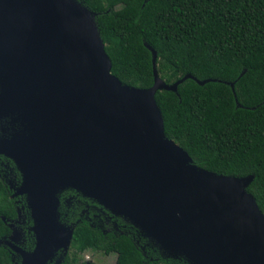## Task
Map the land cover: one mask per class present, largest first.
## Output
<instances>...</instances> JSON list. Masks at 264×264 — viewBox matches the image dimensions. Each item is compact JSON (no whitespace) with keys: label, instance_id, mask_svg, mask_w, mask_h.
Instances as JSON below:
<instances>
[{"label":"water","instance_id":"95a60500","mask_svg":"<svg viewBox=\"0 0 264 264\" xmlns=\"http://www.w3.org/2000/svg\"><path fill=\"white\" fill-rule=\"evenodd\" d=\"M148 48L153 85L129 87L112 75L87 7L0 0V154L21 176L35 238L31 251L4 240L19 264H47L70 246L74 227L58 212L67 190L136 228L166 258L264 264V214L246 190L253 175L198 168L166 137L155 93L196 79L167 85Z\"/></svg>","mask_w":264,"mask_h":264},{"label":"trees","instance_id":"16d2710c","mask_svg":"<svg viewBox=\"0 0 264 264\" xmlns=\"http://www.w3.org/2000/svg\"><path fill=\"white\" fill-rule=\"evenodd\" d=\"M76 1L95 13L111 73L123 85H153L148 47L156 52L157 74L167 85L187 74L213 80L200 85L187 78L176 92L155 93L164 133L198 168L239 178L253 175L246 190L264 214V0ZM59 201L60 221L74 227L61 264H78L88 250L116 254L114 264H186L166 258L142 237L140 244H148L144 252L152 256L147 258L128 233L137 232L134 227L73 190L62 192ZM17 206L0 178V240L11 236ZM96 216L108 232L91 224ZM30 226L27 220L26 229ZM25 246L33 249L31 233ZM0 264H19L2 244Z\"/></svg>","mask_w":264,"mask_h":264},{"label":"rangeland","instance_id":"374dc122","mask_svg":"<svg viewBox=\"0 0 264 264\" xmlns=\"http://www.w3.org/2000/svg\"><path fill=\"white\" fill-rule=\"evenodd\" d=\"M4 180H6V182L9 184V186L13 189L14 196L15 197H20L19 198V200H20L19 201V204L20 205L17 208V212H18V220H17V223H16L17 229L13 228L14 230L12 231V235H11V237L9 239V241H11L12 244L19 245V242L22 239V234H21L22 232H21V229L19 230V227L23 224V221L24 220L25 221L31 220V218H30V212L27 209V205H26L25 198L22 197L23 194H21L20 191H19L20 186L17 187V182L14 181V180H16L15 177L12 176L9 179H4ZM59 195H58V198H59ZM96 217L98 219L97 218H94V219H90L89 220L91 222V224L93 226L97 227L98 229H100L103 233L108 232V230L104 228V223L101 220V218L99 216H96ZM59 222L62 223L60 221V219H59ZM62 224L64 226L73 227L72 225H66L64 223H62ZM31 225H32V220H31ZM135 230L137 232H135V231H133V232L132 231H129L128 233L131 234V236H132L135 244L141 248V250L147 256V258H152L151 254H149V253L147 254V253L144 252V246H147L148 244L145 243L144 246L140 244L139 240L142 238V236H141L140 232L136 228H135ZM68 251H70L69 246L67 247V250L65 252L62 251V249L59 250L57 252V254L55 255L54 258H56L58 256L57 259L60 260L61 258H63L64 255H66V253H68ZM13 256H15V258H17L19 260V263H20V257H18L17 255H15V253H13ZM115 259H116V254H114V253H110L108 255H104L103 253L95 252V251H90V250H88V251H86V252H84V253H82L80 255V260L81 261H84L85 263H88L89 262L91 264H114L115 263Z\"/></svg>","mask_w":264,"mask_h":264},{"label":"flooded vegetation","instance_id":"af4514ba","mask_svg":"<svg viewBox=\"0 0 264 264\" xmlns=\"http://www.w3.org/2000/svg\"><path fill=\"white\" fill-rule=\"evenodd\" d=\"M4 125H5V121H2V120H1V121H0V136L2 135L1 127H3ZM0 175H1L4 179H9L10 177L14 176L15 179H16V180H14V181L17 182V187L20 186V184H21V176H20L19 172L17 171L15 165L13 164V162H12L10 159L6 158L4 155H1V154H0ZM1 176H0V177H1ZM2 177H1L2 181L5 183V185H6V186L9 188V190H10V198L14 200V203H17V205H18L17 208H18L19 205H20V204H19V201H20L19 198H20V197H15V196H14V191H13V189L9 186V184L6 182V180H4ZM22 197L25 198V200H26L25 195H22ZM17 208H16V209H17ZM16 213H17V215H18V212H17V211H16ZM94 217H95V216H94ZM16 223H17V220L11 222L10 226H11L12 228L17 229ZM25 224H26V221L24 220V221H23V224L19 227V230L21 229V232H22V233H21V234H22V239H21V241L19 242V245L15 244L16 246H18V247H20V248H23V249L26 247V246H25V239H26V235H27V234L31 233V237L33 238V246H32V247H34V243H35V238H34L33 233L30 231V227H27V229H26ZM21 227H22V228H21ZM24 228H25L27 231H25ZM13 230H14V229H13ZM11 235H12V234H11ZM10 237H11V236L5 238L4 240H9ZM4 240H2V242H3L2 245L7 246V247H8L13 253H15V252H14V249H12L11 246H8V245L4 244ZM24 250H26V249H24ZM27 251H30V249L27 250ZM85 252H86V251H85ZM83 253H84V252H83ZM66 254H67V253H66ZM15 255H17V256L19 257V255H18L17 253H15ZM64 256H65V255H64ZM64 256H63V258H64ZM79 257H80V256H79ZM57 258H58V256H57L56 258L52 259V261L48 262L47 264H61L63 258H61L60 260L57 259ZM115 260H116V259H115ZM78 264H91V263H89V262H88V263H85L84 261L79 260V263H78Z\"/></svg>","mask_w":264,"mask_h":264},{"label":"bare ground","instance_id":"6f19581e","mask_svg":"<svg viewBox=\"0 0 264 264\" xmlns=\"http://www.w3.org/2000/svg\"><path fill=\"white\" fill-rule=\"evenodd\" d=\"M63 239V232L61 231L60 232V240H62Z\"/></svg>","mask_w":264,"mask_h":264}]
</instances>
